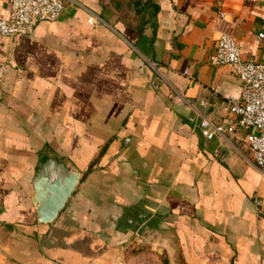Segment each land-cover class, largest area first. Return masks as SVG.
<instances>
[{"label": "crops", "instance_id": "crops-1", "mask_svg": "<svg viewBox=\"0 0 264 264\" xmlns=\"http://www.w3.org/2000/svg\"><path fill=\"white\" fill-rule=\"evenodd\" d=\"M222 31L264 64V0H66L0 35V264H264V172L242 131L199 126L235 123ZM52 159L81 179L41 224L33 182Z\"/></svg>", "mask_w": 264, "mask_h": 264}, {"label": "built area", "instance_id": "built-area-1", "mask_svg": "<svg viewBox=\"0 0 264 264\" xmlns=\"http://www.w3.org/2000/svg\"><path fill=\"white\" fill-rule=\"evenodd\" d=\"M9 4L8 18L0 21L3 37L29 35L42 23L56 22L65 9L66 0H9ZM259 39L264 40V34H260ZM216 64L232 70L242 84V91L239 98L229 100L225 107L235 123L213 125L203 119L199 124L202 136L214 140L217 136L242 131L254 166L264 172V64L254 59L244 60L239 43L228 31H222L218 37ZM4 71L2 68L1 72Z\"/></svg>", "mask_w": 264, "mask_h": 264}, {"label": "water", "instance_id": "water-1", "mask_svg": "<svg viewBox=\"0 0 264 264\" xmlns=\"http://www.w3.org/2000/svg\"><path fill=\"white\" fill-rule=\"evenodd\" d=\"M80 179V172L56 160H49L41 166L33 182L34 196L31 199L39 223L49 224L57 219Z\"/></svg>", "mask_w": 264, "mask_h": 264}]
</instances>
